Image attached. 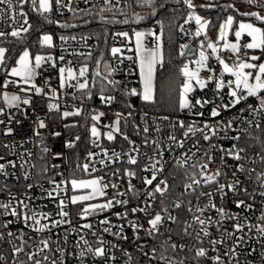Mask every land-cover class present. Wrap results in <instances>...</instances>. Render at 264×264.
Instances as JSON below:
<instances>
[{
	"label": "built area",
	"instance_id": "2783aa9c",
	"mask_svg": "<svg viewBox=\"0 0 264 264\" xmlns=\"http://www.w3.org/2000/svg\"><path fill=\"white\" fill-rule=\"evenodd\" d=\"M208 3H216L224 0H204ZM242 3L243 0H237ZM64 3H68V0H63ZM94 0H88L85 3V0H71L70 7L75 9V12L82 10H87L93 8ZM246 4V3H244ZM247 5V4H246ZM99 6V5H98ZM120 6H124L123 0H121ZM249 6V5H248ZM255 10H259L253 7ZM19 10V9H18ZM24 11V9H22ZM60 11H69L67 8H63ZM73 12V11H69ZM28 18V17H27ZM14 27H19L17 24H13L10 15H6L3 19H0V31L9 33L7 36H11L10 32ZM27 27V25H25ZM185 31L180 32L179 41L181 44H189L190 35H191V25L183 26ZM122 32V31H119ZM155 32L159 33V28H155ZM53 35L50 32H46ZM118 33V32H116ZM22 34V33H21ZM45 34V33H43ZM61 36H64L68 39L62 41ZM75 35H53L54 37V47L48 48L43 46L40 53L44 56H51L52 61L43 63L41 68L37 70V75L33 78L32 83L37 87L42 89L40 94H36L35 91H31L29 94L32 97L31 108L21 104V108L27 109V115L23 111L17 110L14 107H9L3 100V93L7 92L9 95L18 94L22 97L25 93L21 92L20 86H18L15 81V77L9 76L6 73L0 72V109H3V113L0 114V142L1 146L5 149V152L0 151V156L4 159L0 160V163L7 164V161L12 160L16 162L17 167L11 168L8 167L7 171L9 175L3 176L0 175V203H7L11 200L12 204L15 206L16 201L25 200L29 204V207L36 209L42 212L51 213L52 219H60L57 215L59 212V202L60 199H67L73 194L70 190V185L68 186L67 191H60L59 195L57 192L53 193V197H48L47 192L52 191L55 187L50 181L54 179L57 184H59L65 178L71 179L73 177L77 179H84L87 177H103L104 183L109 185H116L117 187H108L105 191L107 195L102 197L105 201L106 199H127L129 202L127 205H115V207L106 210L105 212L99 213L98 215L89 216L86 220L80 219L76 213L82 207L81 204L77 205H68L66 211L71 212V225L64 224L59 228H55L51 233H45L43 236L32 232L30 229L23 228V224L19 221L14 222L10 225L8 230L13 232H19L20 229H23L26 233V237H30V247L25 248V252H30L36 249L39 240L44 237H50L52 241V251L47 253L50 258H60V253L56 252L58 246L65 247L70 255H66V264H80V261L75 258V249L74 245L79 241L80 236L84 235L86 239L92 244L93 247H99V244L96 243L98 238H102L105 241V246L107 248L106 257H93L91 255L85 257L84 264H157L156 261H150L149 257H145L144 252H151L152 248L157 249V254L162 251L160 245L164 240H167L169 233L167 229L171 228V241L170 243H176L177 245H185L184 249L179 248L173 252L171 249L165 253L166 255L172 256L177 260H184L185 264H197V259L195 256L196 247H205L208 250L207 257L199 258V264H212L211 257L216 255H222L229 247L234 246L236 243L235 236H245V242L236 249L237 259L239 264H264V259L261 257V252H264V237H257L255 229L252 232H249L245 228L244 233H235V236L228 238L222 235L225 232H233V225L236 223L235 220L225 217L222 221V227L217 225H209L208 231L210 236L208 238H203L201 241H196L192 236L184 235L183 229L186 222H191L193 215H199L195 213V207L199 205L203 207L208 203L206 197H199V192H212L215 189V185H201L195 192L189 190L185 192L184 185L190 183L191 181L187 179V173H191V169L188 165L184 168L177 167L175 160L182 159L188 149H192L193 152L196 151L193 148V144L196 143V140H199L200 143V152L197 153L196 157L189 163H195L199 160H202V153L208 151L213 157V162L209 165V171H214L217 168H221L225 173L224 176L219 177L220 183H228L233 177L232 173L235 171L234 165L236 161L232 160L230 157L224 155L223 150L231 148L232 144L236 143L239 147H246V156L245 161L242 163L245 164L246 168H254L256 172L264 171V164L261 163L260 156L264 155V116L257 115L254 113L248 112L246 109L248 105L258 106V100L255 97H249L246 101H241L235 107H230L227 109L219 108V115L216 117L211 116L213 108L217 105H226L229 104L230 97L228 95L230 89L225 86L223 89L216 90V81L213 80L207 84L203 89L195 88L194 91L188 94V100L190 103L195 104L197 99L201 101H209V103L204 104L203 107L196 105L191 111L189 109H180V107L175 112L171 113H156L146 109L143 106L139 107H129L128 105L120 106L117 104V95L115 92L111 91L107 95H114L116 97L115 102L110 105L102 104L99 99L96 101H91L90 99H84L81 102V92L72 87L60 88V78H59V69L61 67H72L75 70H78L81 65L87 64L83 61L84 58L88 57V53H91V56L95 54L97 48L99 47V42L91 37L87 36V39H81L80 36H75L76 39L73 40L71 37ZM155 42L153 39H149L148 43L152 44ZM224 41H221L219 44H223ZM113 46L123 48V56L127 57L129 55H134V52H129L127 48H132V43L130 40H124L120 37L113 36ZM120 54H118L119 56ZM217 55L225 59L230 65L235 58L232 52L227 50L218 51ZM216 55V56H217ZM240 57L242 55L239 54ZM64 56V60L60 61L59 57ZM209 59L207 61V67L200 70V77L207 80L209 75L215 74L217 78H220L221 66L218 63L216 57L208 55ZM261 56H263L261 58ZM264 58V51L260 53V60ZM111 67L116 69L114 78L122 83L123 88L126 92V89L136 88L140 89L139 81V72L138 67L133 62L128 59H123V63H119L117 58L110 56ZM53 63L55 66H53ZM89 67V65H88ZM207 68L212 69L210 73ZM88 76V74H87ZM89 77V76H88ZM89 79V78H88ZM222 79L227 82L233 80L232 76L224 73ZM8 83L5 87V83ZM70 83H75L72 81ZM52 90H55V95L58 99H54ZM139 99L140 97L137 96ZM48 103H59L60 111L48 112L47 104ZM76 107H82L84 109L90 110V116L93 111L104 112L105 116L101 118V121L98 127L101 130V137L99 138V146L94 145L92 149L86 150L82 153L79 161V165L84 163H89L90 167L88 172L83 171L82 168L81 175L77 174L78 168L73 165L70 161L68 155V148L65 147V142L73 141L76 136H79V131L75 133H66L65 134V125H72L74 121H71V118L66 119L61 118V113L65 109H74ZM34 110V111H33ZM244 110V111H242ZM123 113L125 119L121 120L120 129L121 133H124L128 136V140L124 139L123 135L116 134L115 139L109 141L103 135V133L108 132L109 129L105 125H109L116 118V113ZM131 112V116L128 113ZM41 116H47L45 123L47 128L40 129L43 134V143L51 149L48 154H42L41 152V139L36 137L33 132V128L38 126V121L36 120V114ZM197 113H203V115H197ZM9 116L12 117L11 122L9 121ZM135 116V124L130 122V117ZM73 117V116H71ZM167 117V119H165ZM259 121L261 127L258 129L255 127V124L249 125L247 123H241V120L250 121V120ZM229 120H234L233 129L227 133L229 137L234 135H243V140L236 142L230 139H223V133L220 134V137L213 138L211 142H205L197 134L193 139L185 140L183 136L184 129H181L178 126V121H183L185 125L195 121L198 126L202 127L204 123L211 125H216L218 122L227 123ZM17 121L19 123H17ZM92 121V120H91ZM35 122V123H34ZM93 121L91 122L92 126ZM132 125H135V128L139 132H133ZM173 125H176L173 127ZM90 126V128H91ZM8 127L13 129L11 134H6ZM144 127L148 128V133H144L142 129ZM249 129L247 134L241 133L240 129ZM57 131L60 132V136H52L51 133ZM175 134L177 140H185L184 148H179L172 146L169 149L171 141H169V136ZM94 138L92 137V140ZM145 139L149 141L148 145L144 144ZM129 141H132L133 144L139 148V154L131 153L134 156H137L138 163L137 165H129L127 163V156L122 155L121 158L115 162L110 161L105 157L102 149H107L109 156L113 151L117 153H128L130 147ZM151 141H159L161 149L163 150V161H164V170L157 175V180L153 182L151 186H145L143 184V178L145 176L150 177V171H144L143 169L148 165L149 157L154 155V145L151 144ZM210 143L217 145L215 149L210 148ZM8 145V147H5ZM31 152V158L25 156L23 160L20 157V153ZM62 152L64 155L63 160H57L54 157V153ZM97 153L91 159L88 158V153ZM146 154V155H145ZM191 153H189L190 155ZM43 156V158H42ZM224 156V162L221 161V157ZM39 158V160L37 159ZM105 161V164H101V160ZM23 161H28L25 163L24 168L20 167V164ZM41 163L43 167L41 168ZM31 165H35L32 167ZM57 165L58 167H53ZM106 165V166H105ZM95 168L96 171L92 169ZM46 169V171H43ZM119 169L116 175H112ZM134 171L136 177H128L123 175L124 170ZM198 172V169L196 170ZM28 173V178H25V173ZM62 173V175H61ZM237 177L244 181V186L249 189L251 192L253 189H256L257 192L264 191V189L259 188L255 182V178L251 181L247 180L246 174L237 173ZM167 180L170 189L164 197H160L159 194L156 195L155 199H149L146 195L147 192L152 191L155 187V184L160 180ZM129 181L135 187L138 192V196H132L128 193ZM28 185H32L31 188ZM227 192V189L225 190ZM117 193H126V195L120 196ZM15 199H12V198ZM30 198V199H29ZM163 200V204L161 203ZM235 200H244L247 204H251V209H246L243 206L237 208L234 201ZM145 201L151 204V207L147 209V212L137 211L133 213L131 209L133 208H143L145 207ZM179 202L182 204L180 209L175 208V204ZM213 202L217 207H223L224 210L230 214H239L241 220L244 222V218H248V222L251 224L264 223L260 221V216L264 213V197L257 195L255 200L249 198L243 193L234 194L232 192H227V195L221 199L219 193L213 197ZM191 205L193 211L189 212V206ZM167 207L168 212L172 216L178 217V223H172L167 221L161 228L162 235L156 237H150L147 235V229L149 228L148 220L151 219L157 212H161L162 215H167L162 212V208ZM115 213H127L126 218L120 219ZM204 217H211L213 220H219V214L214 209L206 210L203 214ZM109 219L112 225H123V235L127 239H120L117 236L112 235L111 233L103 232V227L108 225H101L99 221L103 219ZM203 218V217H202ZM14 219L10 216H0V223L5 220ZM83 223L93 224L92 231L96 232V236H93L89 230L84 229L80 230V225ZM139 224L141 227L139 231H134L132 224ZM196 230L199 229V225H196ZM72 229H76L73 231ZM65 231H68V243L65 245L63 243V236ZM118 229L116 227L112 228V232H116ZM190 232L193 229H189ZM194 235V233H193ZM139 237V239H137ZM249 237H251L249 239ZM221 240L225 242L223 244L217 245L218 251L213 250V246L208 243V240ZM59 241V245L57 244ZM19 240H14L10 243L7 238L3 241H0V254L5 256V261L0 262V264H17V261L11 257V248L13 244L19 245ZM112 245H118V248L113 249ZM141 245H143V251H141ZM255 249V251H252ZM129 253L133 259L132 261L128 260V256L124 253ZM114 257V259L112 258ZM225 259V264H236V259L231 257H223ZM27 257L22 253L19 257V260L26 261Z\"/></svg>",
	"mask_w": 264,
	"mask_h": 264
},
{
	"label": "snow or ice",
	"instance_id": "6c2138e0",
	"mask_svg": "<svg viewBox=\"0 0 264 264\" xmlns=\"http://www.w3.org/2000/svg\"><path fill=\"white\" fill-rule=\"evenodd\" d=\"M88 0H85L87 3ZM124 7H120L121 0H94L93 8L97 9L94 19L96 17L99 18V21L104 24H128L130 20L133 22L142 21L145 17L140 13L135 12L136 7H148L151 8L153 11L151 14H155L156 4L155 0H123ZM181 2V0H178ZM244 3L249 5V10L242 13L243 16L254 18L255 21L261 22L264 24V0H243ZM182 3L187 6L190 10L188 15L185 19V24L189 23L191 20H195L198 28L195 32V35L198 37L201 33L209 26L211 23L209 20L203 19L199 15H195L194 10L198 6L194 3V0H182ZM28 4L30 6L31 11L38 13L41 16H44L45 20L48 23H57L59 21H53L50 19L48 15L53 12H58L63 8H67L69 11L75 12L76 10L70 7L71 0H68V3H64L63 0H0V19H3L6 15H10L13 21V24L19 25V27H14L13 30L10 32L12 37H21V33H28L32 28V25L28 21V13L23 11V6ZM99 5V6H98ZM160 7H163L161 5ZM199 7L205 8H213V7H224L226 9H231L233 12H239V9L236 8L234 4H228L225 6H219L216 4H206V5H199ZM255 7L259 9L258 11H252L251 9ZM19 9V10H18ZM111 12L113 16L116 13L123 15L125 18L123 20L117 19H108L105 16V13ZM91 14V13H86ZM92 21H85V24L91 23ZM234 23H237L238 26L234 31V36L236 38V42H229L226 39V30H231ZM160 26V32H142V31H134L132 36L135 38V47L127 48L129 52H134V55H129L127 57L123 56V48L122 47H111L108 51L109 54L113 58H117L119 63H123V59H128L129 61L133 62L138 67L139 72V81H140V89L137 90L136 88L126 89L127 95L130 96H139L140 99L146 104H156L158 103L157 97V74L158 71L165 67V54H164V44H163V24L162 22H158ZM27 25V27H25ZM60 27L68 28V27H77V25H70L67 22L60 24ZM180 31L184 32L185 29L183 25L180 26ZM9 33L4 31H0V37H5ZM247 34L248 37L251 38L250 42L241 45L240 40L243 35ZM152 36L155 40V44L148 48L144 43V38L146 36ZM114 37H120L124 40H131L129 32H118L114 34ZM60 39L65 41L66 37L61 36ZM71 39L75 40L76 37L73 36ZM81 39H87V37H81ZM219 39L224 41L222 47L226 50H230L233 55L234 59L232 64L230 65L226 62L225 59L221 58L219 55L216 56L218 63L221 66V73L220 78H217L215 74L209 75L207 80L202 79L199 75L200 69L207 67V61L209 56L206 55L204 50H201L199 53V59L195 61L197 68L195 71H191L189 69V65L185 63L182 68H180V74L184 77V82L181 85L180 93H179V107L180 109H189L191 111L195 108L196 105H200L203 107L204 104L209 103V101H201L197 99L195 104L190 103L187 96L190 92L194 91L193 81H195V85H198L201 89L205 88L207 84L213 80L216 81V90L219 91L223 89L225 86L229 87L230 91L228 93L230 97L229 104L226 105H217L213 108L211 112V116L216 117L220 113L218 111L219 108H230L235 107V105L239 104L241 101H246L249 97H255L258 100V106L248 105L247 111L250 113H254L257 115L264 116V62L256 63V61L260 60V57L252 55L247 56L243 59L240 58L241 49H248V50H256L260 49L264 51V28L257 26L254 22H244V21H236L234 15H228L224 22L220 25V34ZM54 37L51 34L45 33L39 37L38 43L43 47L47 46L48 48L54 47ZM203 49V45L201 46ZM207 48L211 49L212 54H216L218 51L217 44L209 42L207 44ZM189 45L188 44H181L179 46V55L186 56L188 54ZM6 52L7 49L0 47V67H6ZM118 54H120L118 56ZM88 57H91V53L87 54ZM104 54L101 53L99 59L96 60V69L92 73V80L91 82L88 79L87 74L89 73V67L87 64L81 65L78 70L73 69L72 67H61L59 69V78H60V88L65 87H72L76 88L81 92V102L84 99H91L92 98V87H95L97 83H99L100 89V100L102 104L110 105L115 102L116 97L114 95H104V93L108 90H118L120 86V82L114 79L116 69H113L109 63L105 62L103 65L104 71L101 72L100 66L101 61H103ZM60 61L64 60V56L59 57ZM53 58L51 56H44L37 54L34 57L31 55L28 49H25L19 57L15 61V65L11 66L10 69L6 68V74H9L13 77L18 78L15 83L20 86L21 92L25 93L22 97L18 94L9 95L7 92L3 93V100L9 107H14L17 110L23 111L25 115H27V109L21 108V104L31 108L32 104V97L29 94L31 91H35L36 94H40L42 89L37 87L34 83H32L33 78L38 74L37 70L41 68L43 63H47L52 61ZM53 66L55 64L53 63ZM207 70L212 73L211 68H207ZM224 73H231L232 76L235 77V80H229L227 84L222 79ZM75 81V83H70ZM12 81H8L5 83V87H7L8 83ZM91 84V87H90ZM27 86V87H24ZM171 89V84L168 81H164L159 86V95L160 98L166 96ZM54 99H58L55 96V90H52ZM129 107H131L129 105ZM48 112L52 111H60V104L59 103H48L47 104ZM34 111V110H33ZM244 111V110H242ZM83 112L82 107H76L73 111H63L61 113V118L66 119L71 116H80ZM3 113V109H0V114ZM131 112L128 113L131 116ZM197 115H203V113H197ZM105 116L104 112L100 111H93L90 116V119L93 121L92 126L90 128V136L94 139L92 143L96 146H99V138L101 137L102 133L99 130V123L101 118ZM47 116H41L40 114H36V120L38 121V126L33 128L34 135L41 139V152L42 154H48L51 149L48 148L43 143V134L41 133L40 129L47 128V124L45 120ZM125 119L123 113H116V118L112 121L111 124L105 125L109 129L108 132L103 133L107 140L112 141L115 139L116 134H120L124 136L125 140H128V136L124 133H121L120 124L121 120ZM167 119V117H165ZM12 117L9 116V121L11 122ZM241 123H247L250 126L255 124L256 128H260L261 125L259 121L253 119L250 121L241 120ZM3 123V121H0ZM17 123H19L17 121ZM35 123V122H34ZM234 120H229L227 123L218 122L216 125H211L208 123H204L202 127L198 126L195 121L190 124L185 125L183 121H178V126L181 129H184L183 136L185 140L193 139L194 137L199 134V137L205 142H211L213 138L220 137V134L223 133V139H230L232 141L239 142L243 140V135H234L229 137L227 135L228 132L234 131L233 129ZM76 125H65V127H75ZM176 125H173L175 127ZM13 129L8 127L6 130V134H11ZM142 131L146 134L148 133V128L144 127ZM243 134H247L249 129H240L239 130ZM52 136H60L61 133L54 131L51 133ZM169 141L171 144L169 145V149L172 146H176L179 148H184L185 140H177L175 134L169 136ZM80 137L76 136L75 140L65 142V147L72 148L75 146V142L79 141ZM130 147L128 153H117L113 151L111 156L108 154L107 149H102L105 157H107L110 161L115 162L121 158L122 155L127 156V163L129 165H137L138 160L137 156L132 155L131 153L139 154V148L136 147L132 141H129ZM145 145L149 144V141L145 139ZM151 144L154 145V155L149 157L148 165L143 169L144 171H150L152 174L150 177L145 176L143 178V184L145 186L153 185V182L157 180V175L164 170V161H163V150L161 149L159 141H151ZM8 147V145H5ZM217 145L210 143V148L215 149ZM193 148L196 149L195 152L192 149H188V152L185 153L182 159L175 160V164L177 167L184 168L188 165L193 171L191 173H187V179L191 182L184 185L185 192L189 190L195 192L201 185H215V189L212 192H199V197H206L208 203L203 207L197 205L195 207V213H199V215L194 214L191 222H186L185 227L183 229L184 235L192 236L194 240L201 241L203 238H208L210 233L208 231L209 225H217L218 227H222L221 221L228 217L229 219H233L236 223L233 225V232H225L222 235L232 238L235 236V233H244L245 228L248 229L249 232H252L255 229L257 237H264V223L258 224H251L248 222V218H244V222L241 223L239 214H230L224 210L223 207H217V205L213 202V197L219 193L221 199H223L227 192H232L234 194L243 193L244 195L248 196L249 198L255 200V197L259 195L260 197H264V191L257 192L256 189H253L251 192L247 187L244 186V181L237 177V173L246 174L247 180L251 181L253 177L255 178L256 184L259 188L264 189V171L256 172L254 168H246L245 164L242 161H245L246 156L244 153L246 152V147H239L236 143L232 144L231 148L224 151V155L230 157L232 160L236 161L234 165L235 171L232 173L233 179L228 183H220L219 177L225 175L221 168H217L214 171H209V165L213 162V157L210 155L208 151L202 153V160H199L195 163H189L192 161L197 153L200 152V143L199 140H196V143L193 144ZM189 153H191L189 155ZM21 159L27 156L31 158V152H24L19 154ZM57 160H63L64 155L62 152H56L53 154ZM97 153H88V158L91 159ZM146 155V154H145ZM43 158V156H42ZM4 158L0 156V160ZM261 163L264 164V155L260 156ZM221 161L224 162V156L221 157ZM25 163L28 161H23L20 164L21 168H24ZM100 163L103 165L105 161L102 159ZM35 167V165H31ZM106 166V165H105ZM16 168V162L9 160L7 164L0 163V175L7 176L9 175L7 168ZM53 167H58L57 165H53ZM89 163H84L83 165L77 164V168H82L83 171L88 172L89 170ZM198 169V172L196 171ZM96 171L95 168L92 169ZM46 171V169H43ZM119 172L117 169L112 175H116ZM62 175V173H61ZM123 175L128 177L135 178L136 173L134 171H130L125 169ZM25 178H28V173H25ZM55 187L52 191L47 192L48 197H53V193L60 191H67L68 186L70 185L71 190L73 193L77 192L78 190H90L85 194L76 195L73 194L70 197L65 199H60L59 202V212L57 215L60 219H52L51 213L42 212L36 209H32L29 207V204L25 202V200H18L16 201L15 206L12 204L11 200L7 203H0V216H10L14 219L5 220L0 223V241H3L7 238V240L12 243L14 240H19V245L13 244L11 248V257L17 261V264H66V255H70L72 253H68L65 247L58 246L56 248V252H59L60 258L57 259L55 257L50 258L47 253L52 251V241L50 237H44L39 240V243L35 250L30 252H25V248L30 247V237H26V233L23 229H20L19 232H13L8 230L10 225L14 222L19 221L23 224V228L30 229L32 232L36 234H40L43 236L45 233H51L53 229L59 228L64 224L71 225V212L66 211L65 209L68 208V205H77L81 204L82 207L76 213V215L80 219L86 220L89 216L98 215L99 213L105 212L108 209L115 207V205H127L128 200H120V199H106L103 203H85L89 201H93L98 197H105L107 195L106 189L108 187H117L116 185H109L104 183L103 177L92 178L88 180L84 179H77L75 177L71 179L65 178L59 184L56 183L54 179L50 181ZM29 188L32 185H28ZM170 185L168 181L160 180L158 183L155 184V187L152 191L146 193L149 199L154 200L156 195L159 194L160 197H164L166 193L169 192ZM227 189V192L225 191ZM128 193L132 196H138V192L135 187L129 181L128 186ZM59 195V192H57ZM117 195L123 196L126 193H117ZM12 199H15L14 197ZM30 199V198H29ZM163 204V200H161ZM237 208L244 207L246 209H251L252 205L247 204L244 200H235L234 201ZM151 207V204L145 201V207L143 208H133L131 211L133 213L140 211V212H147V209ZM182 204L177 202L175 204V208L180 209ZM214 209L218 214L220 219L213 220L211 217H204L203 214L206 210ZM189 212H192L193 209L191 205L189 206ZM162 212L166 213L167 215H162L161 212H157L151 219L148 220L149 228L146 230L147 235L150 237H156L158 235H162L161 228L167 221H171L172 223H178V217L172 216L171 213L168 212V208H162ZM115 215L120 218H126L127 213H115ZM203 217V218H202ZM260 221H264V213L260 216ZM101 225H108L107 227H103V232L111 233L114 236L119 237L120 239H127L126 236L123 235V225H112L109 219H103L99 221ZM196 225H199V229L196 230ZM116 227L118 231L112 232V228ZM140 225L133 223L132 228L134 231H139ZM87 229L89 232L96 236V232L92 231L93 224L91 223H83L80 225V230ZM189 229H193L192 232ZM75 231L76 229H72ZM169 233V237L167 240H164L163 243L160 245L162 251L157 254V249L152 248L151 252H144L145 257H149L150 261H156L157 264H185L184 260H177L174 259L172 256L166 255L165 253L168 249H171L173 252L176 251L177 248L183 250L185 245H177L176 243H170L171 241V228L167 229ZM194 233V235H193ZM68 231H65L63 236V243L66 245L68 243ZM251 237H249L250 239ZM139 239V237H137ZM236 243L234 246L229 247L223 253V257H231L232 259H236V264H239L237 259L236 249L239 248L242 243L245 242V236H235ZM225 241L221 240H212L209 239L208 243L213 246L214 251H218L217 245L223 244ZM59 241L57 244L59 245ZM99 244V247H93L92 244L89 242L88 239L85 238L84 235L80 236L79 241L74 245L77 252L75 253V258L80 261V264H84L85 257L91 255L93 257H106L107 256V248L105 246V241L102 238H98L96 241ZM141 251H143V245L140 246ZM264 247V246H262ZM112 248H118V245H112ZM252 251H255L253 249ZM24 254L27 259L26 261L19 260L21 254ZM125 255L128 256V260L132 261L133 257L125 252ZM208 250L205 247H196L195 248V256L194 258L197 259V264H199V258L207 257ZM222 255H216L211 257L212 264H225V259ZM261 257L264 259V252H261ZM114 259V257H112ZM5 256L0 254V262L5 261Z\"/></svg>",
	"mask_w": 264,
	"mask_h": 264
},
{
	"label": "trees",
	"instance_id": "16d2710c",
	"mask_svg": "<svg viewBox=\"0 0 264 264\" xmlns=\"http://www.w3.org/2000/svg\"><path fill=\"white\" fill-rule=\"evenodd\" d=\"M197 3L196 11H198L203 19L209 20L211 23L206 28V35L209 40H215L217 36L218 28L221 22L226 18L228 14H234L235 19H245L246 16H243L242 13L249 10V6L237 1V0H224L219 1L216 4L219 6H225L228 4H234L236 8L239 9V12H233L231 9H226L224 7H213V8H205L199 7V5L209 4L204 0H194ZM156 9L155 14L152 13V9L148 7H136L135 12L140 13L145 18L139 22L129 21L128 24H104L99 21V18L96 17L94 19L95 13L97 9L91 8L87 10H82L79 12H69V11H58L53 12L51 14H45L50 17L53 21H59L57 23H48L45 20L44 16L39 15L36 12L31 11L30 6L25 4L23 9L28 13V21L32 25V28L28 33H22L21 37H0V45H3L6 49V60H8V64L12 63L14 57L21 52L22 50L29 49L31 52H37L42 50V46L38 43L39 37L46 32H50L53 35H75L80 37H91L99 42V47L94 55L90 58H84L83 61L87 62L89 65V73L88 78L91 82L92 73L96 69V60L100 58L101 53L104 54L103 61H101L100 70L104 71L103 65L105 62L109 63L111 66L109 49L113 47V36L116 32L119 31H128L132 32V29L135 27L142 26H154V28H159L160 26L158 22H162L163 24V44H164V54H165V67L158 71L157 74V97L158 103L156 104H146L137 96H130L125 94V90L123 88L122 83L118 90H108L104 93H110L111 91L115 92L117 95V104L120 106L130 105L131 107H139L143 106L146 109L156 112V113H171L177 111L179 108V92L180 87L183 83H181V79L183 77L180 74V68L183 67L186 60L184 56L179 55V46L181 45L179 41L180 36V26L183 25H191V35L190 42L188 45H195L198 49V43L203 36H193V23L192 20L185 24V19L190 11L186 5L178 0H155ZM163 5V7H160ZM124 7V6H120ZM255 10V9H251ZM192 11V10H191ZM91 13V14H86ZM105 16L108 19H117L123 20L125 17L119 13H116L113 16V13L108 12L105 13ZM85 21H92L91 23L85 24ZM67 22L70 25H77V27H68L63 28L60 27V24ZM264 28V24H261ZM6 67H0L1 73H6ZM114 78V77H113ZM115 79V78H114ZM164 81H168L171 84V89L169 93L160 98L159 95V86ZM184 82V79H183ZM91 87V84H90ZM92 90V98L91 101H96L99 99L100 89L99 83L95 87L91 88ZM71 121H74L72 125H76L75 127H67L65 128V134L67 133H75L79 131L80 140L75 142V146L72 148H68V155L71 163L75 166L79 164L80 157L82 153L86 150L92 149L95 144L92 143V137L90 136V110L84 109L80 116L70 117ZM130 122L132 124L136 122V117H130ZM133 132H139L135 125H132ZM75 140V139H74ZM0 151L5 152V149L1 146L0 142ZM39 160V158H37ZM41 168L43 167V163H41ZM78 168L77 174L81 175V171ZM141 264V263H140Z\"/></svg>",
	"mask_w": 264,
	"mask_h": 264
},
{
	"label": "rangeland",
	"instance_id": "374dc122",
	"mask_svg": "<svg viewBox=\"0 0 264 264\" xmlns=\"http://www.w3.org/2000/svg\"><path fill=\"white\" fill-rule=\"evenodd\" d=\"M194 3L197 5V3L194 1ZM192 11H194V13H195V15H199V16H201L202 17V15L198 12V11H196L195 9L194 10H192ZM252 11H257V10H252ZM228 15H234V14H228ZM227 15V16H228ZM226 16V17H227ZM203 18V17H202ZM225 20V19H224ZM224 20L221 22V24L224 22ZM237 22L238 21H244V22H254L257 26H259V27H262L263 28V26L261 25V22H259V21H255V19L254 18H251V17H246L245 19H238V20H236ZM192 23H193V30H192V35L193 36H196L195 35V32H196V30H197V28H198V25L196 24V22H195V20L193 19L192 20ZM220 24V25H221ZM238 26V24L237 23H234L233 24V26H232V28H231V30H226V39L229 41V42H236V38H235V36H234V31H235V29H236V27ZM134 31H142V32H155V28H154V26H142V27H135V28H133L132 29V32L131 33H129V35H130V37H131V43H132V48L134 49V47H135V38H134V36H132V33L134 32ZM122 32H125V31H122ZM126 32H128V31H126ZM219 34H220V26H219V28H218V31H217V36H216V38H215V40H209L208 38H207V35H206V29L201 33V35L203 36V39H201L200 41H199V43H198V49H197V52H196V56L195 57H193V58H191V59H187L186 60V62L185 63H187L188 65H189V69L191 70V71H195L196 70V68H197V65L195 64V61L197 60V59H199V53H200V51L201 50H204L205 51V53H206V55H211V56H214V57H216V55H217V53H218V51H224V50H226V49H224L223 47H222V45L223 44H219L220 42H221V40L219 39ZM153 39L154 40V38L152 37V36H146L145 38H144V41H143V43L148 47V48H151L154 44H155V42H153L152 44H149L148 43V41H149V39ZM250 40H251V38L250 37H248L247 36V34H245V35H243L242 37H241V40H240V44L241 45H244V44H246V43H248V42H250ZM155 41V40H154ZM209 42H211V43H215V44H217V47H218V51H217V53L216 54H212V51H211V49H208L207 48V44L209 43ZM203 45V49H202V46ZM0 47H3V48H5L3 45H0ZM6 49V48H5ZM29 50V49H28ZM242 50V55H241V59H243L244 57H245V54L247 55V56H252V55H255V56H258V57H260V53H262L263 51L262 50H260V49H256V50H248V49H241ZM24 50H22L21 52H19L15 57H14V59H13V61H12V63H10V64H8V60H6V66H7V69H10V67L11 66H14L15 65V61H16V59L19 57V55L23 52ZM30 51V50H29ZM227 51H229V52H231L230 50H227ZM30 53H31V55L34 57L35 55H37V54H40V55H42L41 53H40V51H37V52H31L30 51ZM262 62H264V58H263V60H261V61H256V63H262ZM201 70V69H200ZM199 73H200V71H199ZM226 74H228V75H230V76H232L231 75V73H226ZM9 75V74H8ZM9 76H11V75H9ZM13 77V76H12ZM16 78V77H15ZM16 79H18V78H16ZM183 79H184V77H183ZM232 79H233V81L235 80V77L234 76H232ZM193 85H194V89L195 88H200L198 85H195V81H193ZM24 87H27V86H24ZM181 88V87H180ZM180 93V92H179ZM56 95H57V93H56ZM55 95V96H56ZM187 98H188V96H187ZM178 106H179V102H178ZM74 109H65V110H63V111H73ZM62 111V112H63ZM99 130H100V128H99ZM100 132H101V130H100ZM105 133V132H104ZM92 178H95V177H87V178H84V180H88V179H92ZM70 187V186H69ZM70 190H71V188H70ZM72 191V190H71ZM88 191H90V190H83V191H80V190H78L77 192H75L76 193V195H81V194H85L86 192H88ZM73 192V191H72ZM104 202V200H103V198L102 197H98L97 199H95V200H93V201H89V202H85V203H103Z\"/></svg>",
	"mask_w": 264,
	"mask_h": 264
},
{
	"label": "water",
	"instance_id": "95a60500",
	"mask_svg": "<svg viewBox=\"0 0 264 264\" xmlns=\"http://www.w3.org/2000/svg\"><path fill=\"white\" fill-rule=\"evenodd\" d=\"M197 47L193 44L189 45L188 54L184 56L185 59H191L196 56ZM263 56H261L262 58ZM181 83H183V79H181Z\"/></svg>",
	"mask_w": 264,
	"mask_h": 264
}]
</instances>
